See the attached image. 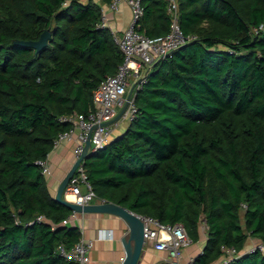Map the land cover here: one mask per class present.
<instances>
[{
    "label": "trees",
    "instance_id": "trees-1",
    "mask_svg": "<svg viewBox=\"0 0 264 264\" xmlns=\"http://www.w3.org/2000/svg\"><path fill=\"white\" fill-rule=\"evenodd\" d=\"M113 0H0V264H75L59 253L82 234L66 221L37 164L88 114L93 93L124 54L99 27ZM187 41L147 74L137 117L85 159L97 197L182 223L207 243L193 264H215L222 247L264 242V0H178ZM137 31L166 36L165 0H142ZM50 30L46 47L35 41ZM243 205L247 208L244 209ZM44 216L43 221H38ZM231 264H264L259 251Z\"/></svg>",
    "mask_w": 264,
    "mask_h": 264
},
{
    "label": "built area",
    "instance_id": "built-area-1",
    "mask_svg": "<svg viewBox=\"0 0 264 264\" xmlns=\"http://www.w3.org/2000/svg\"><path fill=\"white\" fill-rule=\"evenodd\" d=\"M167 11L171 15L172 23L170 32L160 38H150L145 33L137 31L136 27L143 16L142 0H113L102 10L99 27L109 28L116 43L124 54V61L119 66L114 75L104 79L93 93L94 109L88 114H71L62 116L61 122L71 123L72 128L62 132L55 140L54 148L63 140H75L74 158L78 160L82 157L88 138L92 130L91 146L88 156L97 153L111 142L114 131L123 125H128L137 117L138 109L135 104V97L138 90H141L146 81L150 69L164 61L168 56L184 45L187 41L179 22L178 0H165ZM122 3H127L131 9V23L122 34L111 28L109 23V11L117 12ZM134 87L132 96L129 99L130 90ZM125 109L123 114L117 116ZM79 132V133H78ZM78 133V135H76ZM86 159V158H85ZM85 159L78 166L75 174L69 181L65 192V198L72 196L74 203L87 205L90 203H106L94 192L88 179L85 169ZM42 168L44 175L51 176V166L48 159L37 162ZM246 209L247 206L243 205ZM76 214L73 212V215ZM137 215V214H136ZM144 223L145 245L149 244L155 249L166 251L169 258L165 264H181V258L185 248L192 244L189 232L182 223L163 224L159 220L148 216L137 215ZM44 216H39L38 221H43ZM68 221V220H67ZM66 221V223H67ZM82 236L78 243L72 248H67L64 244L59 246L61 256L75 264H88L90 262V250L94 241ZM112 235L106 230H100L97 239L111 238ZM224 253L215 264H231L233 261L247 253L260 252L264 255V242L255 241L248 249L239 252L235 247H222ZM195 259L192 260V264Z\"/></svg>",
    "mask_w": 264,
    "mask_h": 264
},
{
    "label": "crops",
    "instance_id": "crops-1",
    "mask_svg": "<svg viewBox=\"0 0 264 264\" xmlns=\"http://www.w3.org/2000/svg\"><path fill=\"white\" fill-rule=\"evenodd\" d=\"M108 13L111 28L122 34L131 23L132 13L130 7L127 3H122L119 11H109ZM126 128L127 126L123 125L116 129L112 134L111 140L124 133ZM75 143V140H63L49 156L52 171L49 185L54 196H56L61 182L76 161L74 158ZM68 199L73 200V197L69 195ZM67 224L80 228L85 238L94 241L90 250V262L88 264L122 263L123 258L126 256L125 245L130 235L129 226L124 219L113 214L76 213L70 216ZM100 230L109 231L112 237L102 240L97 239ZM206 230L207 226L203 222L200 228L199 241L192 242L190 246L184 249L181 264H192V260L203 252L208 239ZM254 242V239H249L245 250ZM168 258V252L155 249L147 244L144 246L139 264H165Z\"/></svg>",
    "mask_w": 264,
    "mask_h": 264
},
{
    "label": "water",
    "instance_id": "water-1",
    "mask_svg": "<svg viewBox=\"0 0 264 264\" xmlns=\"http://www.w3.org/2000/svg\"><path fill=\"white\" fill-rule=\"evenodd\" d=\"M50 38H51V32L50 30H46L42 33L41 37L38 40L15 41V43L18 45L31 47L39 51L48 45ZM133 90H134V87H132V89L130 90V93L128 95L129 99L132 96ZM125 109L126 107L122 110V112L114 120H117L123 114ZM92 130L88 134V138L86 141V145H85V149H84V153L82 157L75 161V163L73 164V166L71 167V169L69 170V172L67 173L63 181L61 182L57 190L55 199L59 203H62L66 205L67 207H69L75 213L113 214V215H117L121 217L122 219H124L129 226L130 235L125 245L126 256L123 258L121 264H139V261L141 259L142 252L145 246L144 223L135 213L131 212L125 207H122L112 202H106V203L94 202V203H90L87 205H80L72 201H69L68 199L65 198V192L68 187L70 179L75 174L82 160L88 157L87 153L91 146Z\"/></svg>",
    "mask_w": 264,
    "mask_h": 264
},
{
    "label": "rangeland",
    "instance_id": "rangeland-1",
    "mask_svg": "<svg viewBox=\"0 0 264 264\" xmlns=\"http://www.w3.org/2000/svg\"><path fill=\"white\" fill-rule=\"evenodd\" d=\"M129 25H130V24H129ZM129 25H128V27H129ZM128 27H127V29H128ZM166 59H167V58H166ZM166 59H165V60H166ZM162 62H163V61H162ZM159 63H161V62H159ZM150 70H151V69H150Z\"/></svg>",
    "mask_w": 264,
    "mask_h": 264
}]
</instances>
